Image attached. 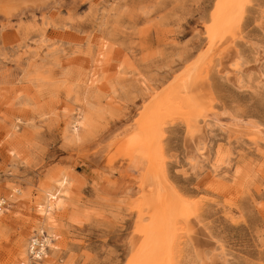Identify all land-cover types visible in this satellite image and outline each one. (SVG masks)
<instances>
[{
  "label": "rangeland",
  "instance_id": "rangeland-1",
  "mask_svg": "<svg viewBox=\"0 0 264 264\" xmlns=\"http://www.w3.org/2000/svg\"><path fill=\"white\" fill-rule=\"evenodd\" d=\"M3 1L0 264H162L165 194L171 264H264V0ZM193 70L207 118L180 100ZM64 176L48 230L36 206Z\"/></svg>",
  "mask_w": 264,
  "mask_h": 264
},
{
  "label": "bare ground",
  "instance_id": "bare-ground-1",
  "mask_svg": "<svg viewBox=\"0 0 264 264\" xmlns=\"http://www.w3.org/2000/svg\"><path fill=\"white\" fill-rule=\"evenodd\" d=\"M3 0H0V2H2ZM4 1H7V2H18V0H4ZM3 1V2H4ZM27 2V0H21V2L23 3V2ZM29 1V0H28ZM20 2V1H19ZM223 3L225 2V1H222ZM223 3H221V4H223ZM229 3V1L226 3V4H228ZM10 4V3H9ZM19 4V3H18ZM217 4H218V2H217ZM220 4V3H219ZM220 6H222V5H220ZM219 6V7H220ZM223 6H224V4H223ZM217 7V6H216ZM218 8V7H217ZM224 9V8H223ZM227 9V8H226ZM234 9V8H233ZM219 10H220V8H219ZM225 10V9H224ZM222 11V10H221ZM221 11L219 12L218 10H217V12H219L220 14H221ZM231 11V10H230ZM231 14H232V12H231ZM219 16H222V14L221 15H219ZM231 17H232V15H231ZM221 18V17H220ZM223 18V17H222ZM221 18V19H222ZM220 19V20H221ZM222 20H224V19H222ZM228 20H226V22H222V23H220L219 24V31H217L218 33V38H220L221 36L223 37V34H221V33H224L225 34V32L226 31H224L225 30V28L223 27L222 28V26H221V24H223L224 23V25L226 24L227 25V22ZM225 25V26H226ZM237 29V28H236ZM228 30V29H227ZM232 30V29H231ZM234 30V29H233ZM235 31V30H234ZM237 31V30H236ZM228 33H229V30H228ZM221 36H220V35ZM230 34V33H229ZM227 35V34H226ZM220 36V37H219ZM221 37V38H222ZM228 37V36H227ZM217 38V39H218ZM225 38L223 37V40H224ZM211 42H213V41H211ZM220 42V41H219ZM223 42V41H222ZM214 43V42H213ZM212 43V44H213ZM218 43V42H217ZM192 69V68H191ZM189 72H191V71H189ZM194 72V70L191 72V73H188V79H186V77L184 76V78L186 79V80H183L178 86V88H182V89H184V91H186V94L184 95V97L182 98V99H180V100H188V102H190L191 101V107L193 108V111H192V114L190 115L191 117H192V115H194V117L195 118H197L198 119V117H202V118H207L208 116H210V115H208V111L207 110H204V108L202 107V106H200V105H197L196 103H198V102H196L195 101V99H197L198 98V95H193V93H195V92H189L190 90H191V88L193 87V83L196 81V80H198L199 81V78L198 79H195L196 78V76H193V73ZM194 81V82H193ZM196 83V82H195ZM199 83V82H198ZM198 83H197V85H198ZM196 85V86H197ZM201 85V84H200ZM175 89V88H174ZM177 89V88H176ZM193 89H195V87L193 88ZM181 90V89H180ZM189 90V91H188ZM196 90V89H195ZM176 91V90H175ZM199 91V88H198V90H196V93ZM203 91V90H202ZM172 92H173V89H172ZM177 92H179V91H177ZM185 93V92H184ZM190 93V94H189ZM199 94H202V93H200V91L198 92ZM205 95V94H204ZM203 95V96H204ZM178 96V95H177ZM169 97H170V94H169ZM181 97V96H180ZM179 96L177 97V99H175L174 101H176V100H178V98H180ZM199 97H201V96H199ZM205 97V96H204ZM202 98L201 97V99L202 100H204L205 98ZM185 100H184V102H185ZM171 103H173V102H171ZM179 103H181L180 101H179ZM179 103H178V106L176 107L177 109H178V107L180 106L179 105ZM183 103V102H182ZM204 103V102H203ZM174 104V103H173ZM184 106L186 105V104H183ZM183 105H181V106H183ZM188 105V104H187ZM203 105V104H202ZM183 106V107H184ZM200 106V107H199ZM188 107V106H187ZM167 108H168V106H167ZM166 108V109H167ZM171 108V107H170ZM185 109H186V107H184ZM166 109H165V111H166ZM169 109V108H168ZM173 109V107L171 108V109H169V110H172ZM181 109V108H180ZM189 110V109H188ZM201 110V111H200ZM184 112V111H183ZM188 112V111H187ZM163 113V112H162ZM166 113V112H165ZM171 113V112H170ZM181 113V112H180ZM194 113V114H193ZM203 113V114H202ZM212 113V112H211ZM173 114V113H172ZM174 114H176V113H174ZM185 114V113H184ZM201 114V115H200ZM180 115V114H179ZM182 115V114H181ZM213 115V114H212ZM172 116V115H171ZM187 116H189L188 114H187ZM185 117V116H184ZM181 118H183L182 116H181ZM143 120V119H142ZM166 120V119H165ZM192 121V120H191ZM79 124V123H78ZM155 125V124H154ZM140 126V125H139ZM145 126V125H144ZM195 127H196V130L200 133V134H203V133H201V128H197V126L196 125H194ZM191 129V128H190ZM147 130V129H146ZM137 133V132H136ZM79 134V132H78V130H74L73 131V135L74 136H77ZM141 135V134H140ZM197 135V134H196ZM159 137V136H158ZM193 137V136H192ZM193 139V138H192ZM197 139V138H196ZM194 140V139H193ZM192 140V141H193ZM198 142V141H197ZM189 144H191V143H189ZM191 146V145H190ZM196 147V146H195ZM153 150V149H152ZM195 151V150H194ZM10 153H12V151L10 152ZM196 154V153H195ZM197 156V155H196ZM159 157V156H158ZM200 158V157H199ZM151 167V166H150ZM151 172H152V170H151ZM156 172V171H155ZM151 174H153V173H150V175ZM156 174V173H155ZM159 174V173H158ZM149 175V174H148ZM149 175V178L152 176H150ZM160 177V176H159ZM151 179V178H150ZM160 180V179H159ZM56 186H55V189L53 190V189H50V190H47L46 191V193H45V199H44V202L43 203H38L37 204V206H36V211H37V213H38V215L40 216L39 218L42 220V221H44L45 222V224H46V227H47V229L48 230H53L54 229V227H55V220H54V216L52 217L51 215H50V212L51 211H53V212H57V211H59V210H61L63 207H64V205H65V199L68 197V195H69V190H70V186H69V180H68V178L66 177V176H64L62 179H60V180H57L56 182ZM156 183H158V182H156ZM159 183H161V182H159ZM163 184V183H162ZM161 184V185H162ZM150 185V184H149ZM156 187V186H155ZM163 188L162 186H159V187H156L158 190H159V188ZM165 188V187H164ZM164 188L163 189H161V190H163L164 192H163V194L165 193V190H164ZM167 188V187H166ZM155 189V188H154ZM16 191V190H15ZM156 191V190H155ZM160 191V190H159ZM151 192V191H150ZM153 192H154V190H153ZM157 192V191H156ZM160 193H162V192H160ZM169 193V192H168ZM161 195V194H160ZM170 195V194H169ZM163 196H165V198L164 197H162V195L160 196V198L162 199V201H163V199H165L164 201L166 202V203H168V204H166V203H164L163 202V207H162V209H160L159 210V212L164 216H161V217H163L164 219V222H162L163 224H161V226H159V227H161V231L158 229V225L156 226L157 228L156 229H158L161 233H156L157 232V230H155L154 232H152V233H154L155 234V237L157 236V234H161L160 236H161V238H159L158 236V238H159V240H156L155 242H160L161 243V241L163 240L164 241V243L166 244V246H167V255L166 256H161L160 255V257H162V258H164V259H162V258H160L159 259V261L161 262V261H163L162 262V264H171L170 263V261H169V251H168V247H169V245H170V243H171V241H173V240H170V238H171V236L173 237V233H172V230H173V228H174V226H175V220H176V218L178 217V215L181 213L180 212V210L178 209L179 207H180V205L178 206V208L177 209H175V210H177V211H174V209H173V211L171 210L172 208H173V205L171 204V201L169 202H167L166 200V198H167V195L165 194V195H163ZM170 196H172V195H170ZM175 197V196H174ZM154 198H156V197H154ZM171 198H173V196L171 197ZM161 199L160 200H158L160 203V205H159V208L161 207ZM177 198L175 197V200H176ZM181 199V198H180ZM149 200V199H148ZM179 202H180V200H178ZM186 201V200H185ZM147 202V201H146ZM174 202V201H173ZM147 204V203H146ZM143 205V204H142ZM158 205V204H157ZM167 205V206H166ZM182 205V204H181ZM150 207V206H149ZM175 207H176V204H175ZM158 208V209H159ZM151 209V208H150ZM156 209V208H155ZM157 209V210H158ZM181 209V208H180ZM142 210V209H141ZM185 210H187V209H185ZM191 210V209H190ZM3 211V210H2ZM2 211H0V215H1V212ZM193 211V210H192ZM196 211H197V209H196ZM151 212V211H150ZM156 212V211H155ZM176 212V213H175ZM180 212V213H179ZM160 213H159V215H160ZM175 213V214H174ZM194 213H195V210H194ZM158 214V211H157V213L156 214H154V215H157ZM151 215H153V214H151ZM150 215V216H151ZM194 216H195V214H193ZM181 216V215H180ZM190 216V215H189ZM152 217V216H151ZM150 217V218H151ZM156 217H159L158 215L156 216ZM156 217H154V218H156ZM161 217H159L160 219H161ZM182 217V216H181ZM191 217V216H190ZM195 218V217H194ZM193 218V219H194ZM56 219V218H55ZM159 219V220H160ZM183 219V218H182ZM192 219V218H191ZM192 219V220H193ZM151 220H152V218H151ZM157 220H158V218H157ZM156 221L155 220V222H157L156 224H158L160 221ZM162 220V219H161ZM183 221V220H182ZM154 222V219H153V223H151L152 225H151V229H152V226H153V224L155 223ZM192 222V221H191ZM183 223V222H182ZM188 223V222H187ZM147 225V224H146ZM155 225V224H154ZM186 225V224H185ZM145 227H147V226H145ZM150 227V226H149ZM178 227H180L179 225H178ZM182 227V226H181ZM191 227V226H190ZM154 228H155V226H154ZM141 229H143V228H141ZM180 229V228H179ZM186 229V228H185ZM175 230H176V228H174V232H175ZM181 230V229H180ZM188 230V229H187ZM184 231V230H183ZM186 231V230H185ZM46 232H47V234H46ZM147 232V231H146ZM189 232V231H188ZM190 232H192L191 230H190ZM149 233V232H148ZM141 234H142V232H141ZM150 234V233H149ZM189 235H190V233H189ZM135 237V236H134ZM152 237L154 238V236L152 235ZM190 237V236H189ZM149 238V237H148ZM151 238V237H150ZM153 238H151L152 240H153ZM157 238V239H158ZM191 238V237H190ZM51 239H52V236H51V234H50V232L49 231H46L44 228H39V232H38V237H35V238H32L31 240V243H30V245H29V252H31V253H33L36 257H38V258H40L44 253H46L45 252V246L46 245H49V244H51L50 242H51ZM155 239V238H154ZM172 239V238H171ZM174 239V238H173ZM149 241H151V240H149ZM154 242V243H155ZM148 243V242H147ZM150 243V242H149ZM151 244V243H150ZM152 244H153V242H152ZM39 245V246H38ZM144 245V244H143ZM145 245H147V244H145ZM144 245V246H145ZM155 245V244H154ZM157 245H159V246H161L159 243L157 244ZM156 245V246H157ZM36 246H38V249H37V251H35V249H36ZM140 246V245H139ZM150 245H148L147 246V248L149 247ZM158 246V247H159ZM165 246V247H166ZM48 247V246H47ZM147 248H143V249H145V250H147L146 252H148V251H150L151 252V256L153 255L152 253V250H154V246L152 247L153 249H151L150 247V250H148ZM159 249H160V247H159ZM26 250V249H25ZM23 251V252H21V256H26V251ZM28 250V249H27ZM160 250H162V247H161V249ZM164 251L166 250V248L165 249H163ZM170 250V249H169ZM155 251H156V249L154 250V254H155ZM143 254H144V252H142ZM158 253V252H157ZM164 253H166V252H164ZM134 254H135V252H134ZM142 254V255H143ZM147 254V253H146ZM159 254H161V253H159ZM163 254V253H162ZM155 255H157V254H155ZM140 256H141V253H140ZM139 255L137 256V258H136V264H148V261L149 262H151V261H153V260H148L147 261V263L145 262L146 261V259H147V257H148V259L150 258V255L148 256H146L145 258H144V256H141L140 257ZM134 257H136V256H134ZM144 258L145 259V261H144V259L142 260L141 258ZM169 257V258H168ZM153 257H151L150 259H152ZM158 256H157V260H158ZM28 261V260H27ZM159 261H157V262H159ZM154 262V261H153ZM20 264H27L26 263V261H21V263ZM134 264V263H133ZM152 264V263H151ZM154 264V263H153Z\"/></svg>",
  "mask_w": 264,
  "mask_h": 264
},
{
  "label": "built area",
  "instance_id": "built-area-1",
  "mask_svg": "<svg viewBox=\"0 0 264 264\" xmlns=\"http://www.w3.org/2000/svg\"><path fill=\"white\" fill-rule=\"evenodd\" d=\"M6 201L3 199H0V211L4 210L6 208Z\"/></svg>",
  "mask_w": 264,
  "mask_h": 264
}]
</instances>
